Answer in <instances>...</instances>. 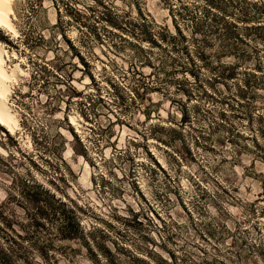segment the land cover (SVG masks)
<instances>
[{
    "label": "rangeland",
    "instance_id": "obj_1",
    "mask_svg": "<svg viewBox=\"0 0 264 264\" xmlns=\"http://www.w3.org/2000/svg\"><path fill=\"white\" fill-rule=\"evenodd\" d=\"M180 1L205 3L14 0L0 43L27 74L21 129L0 126V215L20 264H264V29L223 41ZM32 186L73 212L70 237Z\"/></svg>",
    "mask_w": 264,
    "mask_h": 264
},
{
    "label": "trees",
    "instance_id": "obj_2",
    "mask_svg": "<svg viewBox=\"0 0 264 264\" xmlns=\"http://www.w3.org/2000/svg\"><path fill=\"white\" fill-rule=\"evenodd\" d=\"M181 2V14H184L188 21H190L196 28V31H201L203 34L215 36L217 33L223 41L231 40L241 44L247 43V37L254 35L260 28L264 29V0H205V3L197 2ZM252 26L241 27L240 24ZM258 24V25H257ZM205 29V30H204ZM260 35V34H259ZM208 37V36H204ZM260 37H264L262 34ZM247 46V45H246ZM233 49V48H232ZM229 50L226 53H233L238 56L235 50ZM231 73L229 78H234L236 74L234 67H229ZM221 115H223L221 113ZM261 120L264 116L260 117ZM2 127V126H1ZM3 128V127H2ZM25 189H29L25 186ZM30 199L31 203L36 208V214L40 217H45L47 212L51 210L56 213L57 209L61 210V214L65 219V225L59 228V233L63 237H70L66 230L70 227L77 226L73 212L69 210L62 202L54 199L52 195L40 189L39 186H32ZM25 195H28L27 193ZM3 207H0V213H3ZM1 219L7 227H11V232L4 230L0 238V264H20L18 258H23L21 255L25 253L22 251L20 239L23 236L15 232L12 228L11 218L8 215H0ZM35 224L41 226L42 224L35 219ZM2 239L4 242H2ZM26 262V258L24 263ZM28 264H37L31 261Z\"/></svg>",
    "mask_w": 264,
    "mask_h": 264
},
{
    "label": "bare ground",
    "instance_id": "obj_3",
    "mask_svg": "<svg viewBox=\"0 0 264 264\" xmlns=\"http://www.w3.org/2000/svg\"><path fill=\"white\" fill-rule=\"evenodd\" d=\"M13 2L14 0H0V28L17 36L18 30L11 18ZM9 58V52L0 43V126L15 134L21 129V121L18 111L10 103V97L13 92V85L17 83L18 77L27 73L18 63L14 68L8 65ZM70 120L74 125L79 124V121L74 116H71Z\"/></svg>",
    "mask_w": 264,
    "mask_h": 264
}]
</instances>
